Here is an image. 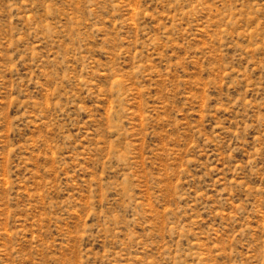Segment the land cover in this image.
I'll return each mask as SVG.
<instances>
[{
    "label": "rangeland",
    "instance_id": "obj_1",
    "mask_svg": "<svg viewBox=\"0 0 264 264\" xmlns=\"http://www.w3.org/2000/svg\"><path fill=\"white\" fill-rule=\"evenodd\" d=\"M0 264H264V0H0Z\"/></svg>",
    "mask_w": 264,
    "mask_h": 264
}]
</instances>
